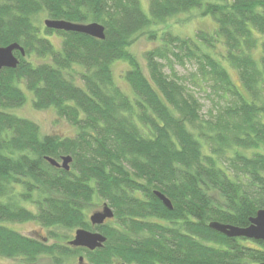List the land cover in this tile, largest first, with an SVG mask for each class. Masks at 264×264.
I'll list each match as a JSON object with an SVG mask.
<instances>
[{
    "label": "trees",
    "instance_id": "trees-1",
    "mask_svg": "<svg viewBox=\"0 0 264 264\" xmlns=\"http://www.w3.org/2000/svg\"><path fill=\"white\" fill-rule=\"evenodd\" d=\"M147 1L150 15L141 0H0V46L26 52H15L17 68L0 70V257L264 264L263 241L211 227H248L264 209V0ZM193 10L216 27L193 37L152 28ZM42 15L98 22L106 38L49 29ZM142 34L158 45L141 58L132 46ZM118 62L128 66V88L115 78ZM187 64L194 70L182 75L176 66ZM25 91L35 109L52 108L75 134L45 135L15 114ZM198 92L217 100L208 115ZM63 156L73 158L69 171L47 161ZM99 203L114 218L94 227L89 212ZM26 222L48 237L10 226ZM80 228L101 232L104 246L72 247Z\"/></svg>",
    "mask_w": 264,
    "mask_h": 264
},
{
    "label": "rangeland",
    "instance_id": "rangeland-1",
    "mask_svg": "<svg viewBox=\"0 0 264 264\" xmlns=\"http://www.w3.org/2000/svg\"><path fill=\"white\" fill-rule=\"evenodd\" d=\"M142 8L147 15H150L149 5L147 0H141ZM46 15H42L40 18L41 26H44L43 21L46 19ZM216 27L215 22L212 20L211 17H203L200 16V12L198 10H193L190 13L181 14L170 18L166 24L159 26V25H152L153 29L159 30H169L175 35H180L182 37H193L195 33L202 29V30H211L212 28ZM54 40V38H52ZM158 45L155 41H150L147 39V35L142 34L137 38L132 46L133 52L138 56L141 57L143 54L154 48ZM177 70L182 75H188L191 71L194 70V67L190 64H187L186 67H182L180 65L176 66ZM114 74L117 82H119L124 88H128V85L125 83L123 76L125 71L128 69L127 64L123 62H118L114 65ZM234 80L238 83V78L236 74H234ZM190 85V84H189ZM192 89H194L192 85H190ZM195 91V89H194ZM27 92V91H25ZM28 100L25 105L12 110L18 116H22L25 118H29L34 120L39 124L41 127V131L43 134L48 135H59V136H71L75 134L74 127L67 121L63 119H59L52 108L46 110H37L33 106V102L30 99V94L27 92ZM197 95L201 99L203 103V113L204 115H208V112L214 106L216 107L217 102L216 99H208L204 93L198 92ZM215 101V102H214ZM218 108V107H217ZM103 207L102 203H99L98 206L90 210L89 217L94 211L101 210ZM11 227L18 230L19 232L31 236V237H48L47 231L40 227V225L36 222H26V223H15L10 224ZM75 231L72 233V237H74ZM54 240H49V243H53ZM0 263L2 264H13L14 262L11 260H7L5 258L0 257ZM39 264H51V259L48 257H41L39 260Z\"/></svg>",
    "mask_w": 264,
    "mask_h": 264
},
{
    "label": "water",
    "instance_id": "water-1",
    "mask_svg": "<svg viewBox=\"0 0 264 264\" xmlns=\"http://www.w3.org/2000/svg\"><path fill=\"white\" fill-rule=\"evenodd\" d=\"M44 24L47 28L57 31L77 32L101 40L106 38L105 27L98 22L76 23L67 20L48 18L44 20ZM16 51H19L22 56L26 55L25 49L18 43H12L5 47L0 46V70L4 68L15 69L18 67L19 59L15 55ZM47 161H49V163H51L54 167L69 171L73 158L72 156H63L61 161H58L57 159L47 157ZM155 195L168 209H173L171 200L163 193L156 191ZM89 218L92 226H102L108 220L114 218V211L106 203L101 210L94 211ZM211 227L229 238H246L264 242V209L257 212L256 216L251 219V223L248 227L225 225L217 222L212 223ZM106 241L107 238L103 234L97 231L80 228L75 231L74 238L69 242V244L75 248H88L90 250H95L102 247ZM79 263L87 264L84 262V257L79 258Z\"/></svg>",
    "mask_w": 264,
    "mask_h": 264
},
{
    "label": "flooded vegetation",
    "instance_id": "flooded-vegetation-1",
    "mask_svg": "<svg viewBox=\"0 0 264 264\" xmlns=\"http://www.w3.org/2000/svg\"><path fill=\"white\" fill-rule=\"evenodd\" d=\"M90 219V218H89ZM106 224V223H105ZM97 232H99V231H97ZM99 233H101V232H99ZM102 234V233H101ZM104 246V245H103ZM102 246V247H103ZM73 247V246H72ZM102 247H100V248H97V249H95V250H90V249H88V248H84V249H86V250H88L89 252H95L96 250H98V249H101ZM80 257V256H79ZM82 257H84V256H82ZM84 262L85 263H87V264H90L85 258H84ZM77 264H80L79 262L77 263ZM113 264H119V262H114Z\"/></svg>",
    "mask_w": 264,
    "mask_h": 264
}]
</instances>
